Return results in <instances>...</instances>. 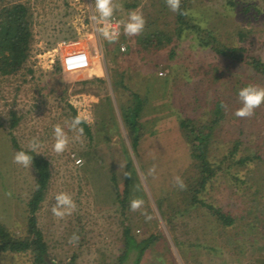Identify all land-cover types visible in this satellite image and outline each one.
<instances>
[{
	"label": "rangeland",
	"instance_id": "1",
	"mask_svg": "<svg viewBox=\"0 0 264 264\" xmlns=\"http://www.w3.org/2000/svg\"><path fill=\"white\" fill-rule=\"evenodd\" d=\"M21 1L32 5L35 35L27 61L31 70L0 77V221L17 236L27 233L37 174L33 164H18L13 155L22 147L29 150L37 137L35 152L51 170L45 198L34 212L48 262L117 264L124 228L130 226L138 239L157 236L138 264H264V103L251 115L235 114L241 106L238 89L264 86V76L203 45L195 28L180 37L176 12L166 0H112L118 21L130 11L146 20L134 36L121 24L115 41L96 31L94 0ZM188 1L190 19L203 36L222 47L244 46L264 61V0ZM156 30L164 35L158 38ZM144 36L154 41L145 45ZM69 39L91 41L88 72L63 71L58 52ZM137 95L144 102L134 128L126 115ZM13 112L20 117L15 126ZM78 114L86 117L83 134L69 126ZM186 118L207 133L215 168L199 190L192 171L196 144L180 124ZM58 123L69 138L59 153L53 148ZM176 177L197 192L196 204L181 193L185 187ZM58 192L71 194L77 205L63 217L51 211ZM131 199L143 204L133 210ZM206 203L232 214L234 223L219 221ZM74 233L79 239L70 241ZM136 253L124 264H137ZM0 264L39 263L27 250L0 251Z\"/></svg>",
	"mask_w": 264,
	"mask_h": 264
},
{
	"label": "trees",
	"instance_id": "2",
	"mask_svg": "<svg viewBox=\"0 0 264 264\" xmlns=\"http://www.w3.org/2000/svg\"><path fill=\"white\" fill-rule=\"evenodd\" d=\"M0 1V77H4L15 74L23 68H27V61L31 54L35 35L33 29L34 13L32 5L29 2L21 0ZM188 3V0H181L180 11H176L178 26L175 28V31L180 37L185 30L195 28L200 31L198 36L203 45H210L218 52L231 56L235 61L245 62L264 76V61L261 57L252 54L248 48L244 46L229 47L227 45L222 47L220 42L215 38L207 39V36H203V29L200 28V25L192 22L190 19ZM154 35L160 38L164 34L162 31L156 30L154 31ZM171 38L172 37H170V39ZM152 41L154 40L152 39L150 41L147 36H144L142 39V43L145 45L150 44ZM29 70H31V68H29ZM136 98L137 103L133 106L131 113L126 115L127 122L134 128L138 126L137 117L142 110L144 102V97L137 95ZM219 105H222V103L219 102ZM19 118L20 117L13 112L12 126L18 123ZM180 124L185 130V136L190 139V135H193L190 141L196 144L193 155L196 161L193 167L194 170L192 169V171L193 174L198 177L195 189L199 190L200 186H203L206 181L215 174V168L208 159L210 147L209 137L207 133L204 132V129L192 126L191 119H181ZM83 125L87 133L91 135L90 127L84 123ZM137 139L138 137L134 138L135 144L138 141ZM31 154L33 156L32 164L37 174V189L29 201V210L31 214L28 221V230L24 236H17L6 224L0 221V251L20 252L31 250L34 253L35 262L39 264H56L47 261L48 244L44 239L41 229L38 227L37 216L34 213L38 210L41 202L45 198L47 184L51 176L50 165L49 161L44 156L36 152H32ZM257 156L259 155L256 154L254 157H246L241 159V162H244L246 159L254 160ZM127 190L128 188L126 187V195L128 193ZM181 193L188 198L191 205L199 201L197 192L194 191V193H191L189 187H185ZM122 201H124V199H122ZM200 202L204 201L200 200ZM206 205L210 207L211 212L219 221L226 225L234 223L235 218L232 214H228L210 203H206ZM161 208V213L165 216L168 211L164 209L163 204H161ZM155 237L157 236L152 233L144 238L138 239L137 236L132 233L130 226H125L124 246L118 256L117 264H124L135 250L137 251L135 259L138 264L145 250L152 244Z\"/></svg>",
	"mask_w": 264,
	"mask_h": 264
},
{
	"label": "clouds",
	"instance_id": "3",
	"mask_svg": "<svg viewBox=\"0 0 264 264\" xmlns=\"http://www.w3.org/2000/svg\"><path fill=\"white\" fill-rule=\"evenodd\" d=\"M167 6L174 12L180 11L181 0H166ZM114 14V6L112 0H94V14L92 19L96 23V31H98L108 41H115L119 38L121 33L120 25H123V32L128 36H134L142 32L145 28L146 20L142 13L137 11H130L127 19L117 22H111V18ZM78 61H83V54L73 58ZM69 64H72V60H69ZM238 98L240 100V107L237 108L235 114L237 116L251 115L254 110L264 103V86L259 84H248L238 89ZM81 114L74 116L69 125L72 129L78 133L83 134L84 129L81 126V121L84 119ZM54 145L53 148L56 152H63L69 142V138L64 128L58 123L54 125ZM41 141L37 137H33L29 142V150H25L23 147L16 150L13 155L14 162L28 167L33 162L32 152H35ZM79 162V161H78ZM176 182L180 188L186 187L184 181L180 177H176ZM54 203L51 206L52 213L57 217H63L66 214L72 213L77 205L71 194L67 192H58L54 196ZM143 200L131 199L130 207L136 210L141 207ZM150 218V217H149ZM78 234L74 233L70 237V241L78 240Z\"/></svg>",
	"mask_w": 264,
	"mask_h": 264
},
{
	"label": "built area",
	"instance_id": "4",
	"mask_svg": "<svg viewBox=\"0 0 264 264\" xmlns=\"http://www.w3.org/2000/svg\"><path fill=\"white\" fill-rule=\"evenodd\" d=\"M116 17L111 18V22H117ZM121 28V25H120ZM81 42L85 44L82 45ZM122 49H125L123 46ZM93 45L90 40H75L69 39L67 41H63L60 45V49L58 52V56L60 58V64L64 72H88L93 68ZM83 54L84 60L78 61L73 58L78 57ZM69 60H72V64H69ZM79 161V162H78ZM78 163L82 162V159H78Z\"/></svg>",
	"mask_w": 264,
	"mask_h": 264
}]
</instances>
